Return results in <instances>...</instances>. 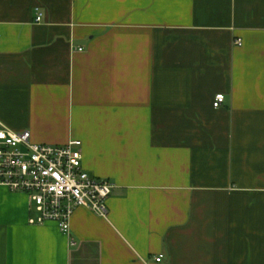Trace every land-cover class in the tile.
<instances>
[{"label": "crops", "instance_id": "crops-1", "mask_svg": "<svg viewBox=\"0 0 264 264\" xmlns=\"http://www.w3.org/2000/svg\"><path fill=\"white\" fill-rule=\"evenodd\" d=\"M0 122L115 185L68 235L0 186V264H264V0H0Z\"/></svg>", "mask_w": 264, "mask_h": 264}, {"label": "built area", "instance_id": "built-area-1", "mask_svg": "<svg viewBox=\"0 0 264 264\" xmlns=\"http://www.w3.org/2000/svg\"><path fill=\"white\" fill-rule=\"evenodd\" d=\"M36 22L43 13L36 10ZM236 45L241 46L240 40ZM225 96H216L213 106L221 107ZM0 186L12 193L28 196L37 216L31 225L54 223L64 234L71 230V220L78 208H86L107 218V202L115 185L98 178L83 167L78 142L48 145L32 142L30 131L15 132L0 122ZM75 245V242H73ZM163 256L155 258L161 263Z\"/></svg>", "mask_w": 264, "mask_h": 264}]
</instances>
